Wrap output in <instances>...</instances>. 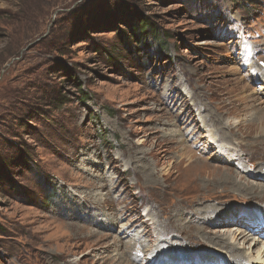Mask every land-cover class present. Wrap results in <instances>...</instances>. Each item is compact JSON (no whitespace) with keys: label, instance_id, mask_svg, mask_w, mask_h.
Segmentation results:
<instances>
[{"label":"rangeland","instance_id":"1","mask_svg":"<svg viewBox=\"0 0 264 264\" xmlns=\"http://www.w3.org/2000/svg\"><path fill=\"white\" fill-rule=\"evenodd\" d=\"M262 68L264 0H0V264L235 259ZM259 224L232 244L264 264Z\"/></svg>","mask_w":264,"mask_h":264},{"label":"bare ground","instance_id":"2","mask_svg":"<svg viewBox=\"0 0 264 264\" xmlns=\"http://www.w3.org/2000/svg\"><path fill=\"white\" fill-rule=\"evenodd\" d=\"M255 68V70H256V67H254ZM264 69L262 68V70L261 69H257V72H259L257 75H258V77L260 78V79H262V78H264V71H263ZM264 80V79H263ZM263 83H264V81H263ZM264 85V84H263ZM262 89V88H261ZM258 100H260V102L262 103L263 101H262V99H258ZM262 105H263V103H262ZM253 105H252V107L250 108L251 110H248V112L246 113V115H248V114H250L249 115V118H247V117H244L245 118V120L244 119H241V121L239 122V124L241 123V122H246V125L247 126H254V125H256V124H258V125H261V127H259V135H257L258 137H264V106H258L259 107V111H257V112H254L253 111ZM256 114H260V116H259V118L258 119H254V116H256ZM245 115V116H246ZM231 125H233V123L231 124ZM232 127H234V126H232ZM237 127V126H236ZM222 128V127H221ZM256 130V129H255ZM214 138V137H213ZM211 139H212V137H211ZM203 140V139H202ZM216 139L214 138V141H215ZM218 141V140H217ZM216 141V142H217ZM214 143V142H213ZM223 143H226V142H223ZM229 146V145H228ZM218 147V146H217ZM230 147V146H229ZM224 149V148H223ZM228 149V148H227ZM263 157H264V155H263ZM188 161H189V159H188ZM199 161V160H198ZM195 164L196 165H198V163L197 162H195ZM193 165V163L192 162H188V164H187V166H192ZM188 169H190L189 167H188ZM259 174H260V178H262V177H264V168H259V169H257L256 170ZM257 173V174H258ZM257 174H255V175H257ZM220 177H221V181H219V182H230L229 181V179H230V177L229 176H227L226 174H222V173H220V175H219ZM258 176V175H257ZM256 176V177H257ZM258 185H260V186H262V187H259V186H256V185H254V184H249V183H246V185L244 186L245 188H246V190H248V191H251V192H253V193H256V194H262L263 193V191L261 190V189H263L264 188V182H260V181H255ZM255 191V192H254ZM260 196V195H259ZM254 199H260V200H262V201H264V198H259V197H257V198H254ZM212 208V210H210L209 208V210H208V212H206L205 213V216H199L198 217V219H200L201 221H203V222H209V223H212V221H210L213 217H217V222H220L222 225H227L228 227L230 226V225H232V223H230V222H232L234 219H236L238 216H239V214L241 213V210H239V211H236V212H233V211H235V210H237L238 208H235V210H231V211H229V213L227 214V215H225L224 217L226 218V222L224 221V219H222L221 218V220H219V218H218V216H220V215H222L225 211H228L227 209L228 208H226V207H218V206H216V207H211ZM215 208V209H214ZM207 210V209H206ZM205 210V211H206ZM244 210L245 211H248L249 212V215H248V217H249V219H248V221H249V223H251L252 224V226L251 227H249V225L247 224V223H244V222H241L240 223V221H236L235 222V224L234 225H238V224H240V225H244V227H246L245 228V231L244 232H241V231H239V232H236L235 231V234H233V233H231L230 235H228V238H226V240H228L229 242H227V244L228 245H226L225 247H223V248H225V250H227V252L228 251H234L233 252V255L236 257L235 259H231L232 261H234L235 262V264L236 263H238V264H256V263H258V261H260V259H259V255H258V251H256V252H253L252 250H249L250 248H248V253H245L244 254V256L242 257V259H241V257H240V255H239V257H238V251H239V247H237V246H234L232 243H234L235 245H237L236 244V241H237V239L239 238V239H243V241H246V239H245V237L244 236H241V233L243 234V235H245V236H248L249 237V233H247V232H249V231H257L258 230V228L260 227V224H259V220H260V216H263L264 217V211H259V210H257V209H248V208H244ZM197 211V210H196ZM199 212H205V211H202V210H198ZM209 211H212V214H210V215H208L209 214ZM233 212V213H232ZM218 215V216H217ZM235 221V220H234ZM215 224V223H214ZM239 226V225H238ZM258 227V228H257ZM255 228H257L256 230H255ZM238 231V230H237ZM123 240H122V238H119V242L121 243ZM261 241V240H260ZM226 243V242H225ZM264 243V242H263ZM167 244V243H166ZM225 245V244H224ZM263 247V246H262ZM164 250V249H163ZM224 250V249H223ZM152 253V252H151ZM123 254L124 255H126L127 254V251H126V254H125V252H123ZM178 256V255H177ZM182 256V255H181ZM228 256V255H227ZM192 257H200V256H192ZM156 258V257H155ZM173 258H175L176 260H180V259H182L181 261H179L178 263H173L172 261H171V259H173ZM185 259H189V257H185L184 256V258L183 257H180V258H178V257H175V256H173V255H171L170 253H164V255H161V257H159V258H157V262H159L160 264H180V263H184L185 262ZM223 260V258H221V257H208V261L210 262V263H207V264H220L221 262H222V260ZM227 259V263L226 264H234L232 261H229L228 260V258H226ZM251 259H256L257 260V262L256 263H252V262H249ZM154 261H155V259H154ZM220 262V263H219ZM148 263H150L149 261L147 262V264ZM201 263V261H195V262H193L192 264H200ZM223 264H224V262H222ZM205 264V263H204Z\"/></svg>","mask_w":264,"mask_h":264},{"label":"trees","instance_id":"3","mask_svg":"<svg viewBox=\"0 0 264 264\" xmlns=\"http://www.w3.org/2000/svg\"><path fill=\"white\" fill-rule=\"evenodd\" d=\"M147 25V24H146ZM145 24H144V26H146Z\"/></svg>","mask_w":264,"mask_h":264}]
</instances>
